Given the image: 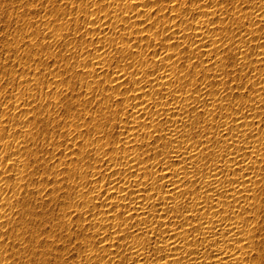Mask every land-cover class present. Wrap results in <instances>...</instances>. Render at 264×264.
<instances>
[{"label":"bare ground","instance_id":"obj_1","mask_svg":"<svg viewBox=\"0 0 264 264\" xmlns=\"http://www.w3.org/2000/svg\"><path fill=\"white\" fill-rule=\"evenodd\" d=\"M53 5L0 92V264H264V0Z\"/></svg>","mask_w":264,"mask_h":264},{"label":"rangeland","instance_id":"obj_2","mask_svg":"<svg viewBox=\"0 0 264 264\" xmlns=\"http://www.w3.org/2000/svg\"><path fill=\"white\" fill-rule=\"evenodd\" d=\"M22 1V2H21ZM63 1V2H62ZM77 1V0H76ZM25 2H26V4H25ZM30 2L32 3V4H30ZM44 1H42V0H0V61L2 62H0V80H1V82H0V92H2L3 94H4V92L5 91H7V94H11V92H16V89L14 88L13 89V87L11 86L12 85V81L10 82V84H9V81H10V78L13 76V72H14V70H16V71H18L19 72V70H18V63H16V62H14L16 59H15V57H14V59H12L13 58V53H12V51L10 50V44H12V42H13V44L11 45L12 47L16 44V38H18V39H26V38H24V37H26L27 36V34H26V31L28 32V30H26V28H25V26H22V18L21 17H23V19H28V17L30 18H32V19H30V21L32 20L33 21V16L35 15V13H36V15L38 16V14H40V15H44V14H47V12H44L45 10H47V7L48 8H51L52 7V5L54 4V3H56V4H54L53 6L54 7H57L56 5H59V4H61V3H63L64 4V0H50L49 2H48V4H46L45 2V4L43 3ZM22 3V4H21ZM38 3V4H37ZM49 4H51V5H49ZM26 5V6H25ZM34 5V6H33ZM37 5V6H36ZM39 5V6H38ZM49 5V6H48ZM15 6V7H14ZM25 6V7H24ZM28 6H31V7H29L30 8V10H29V8H28ZM36 6V7H35ZM45 6H47L46 8H45V10L43 9ZM18 7V8H17ZM24 7V8H23ZM21 8V9H20ZM32 8V9H31ZM35 8V9H34ZM40 8V9H39ZM28 9V10H27ZM17 10H18V13H17ZM21 10V11H20ZM37 10V11H36ZM31 11H33L32 13H31ZM35 11V12H34ZM23 12V13H22ZM26 12H27V14H26ZM29 12V13H28ZM9 14H11V15H9ZM33 14V15H32ZM20 15V16H19ZM35 17V16H34ZM13 18V19H12ZM16 18H18L19 20H16ZM20 20H21V22H20ZM20 23H21V26H20ZM19 24V25H18ZM17 25V26H16ZM20 26V28H17V27H19ZM14 27V28H13ZM21 28H22V30H21ZM23 28L26 30H24L23 31ZM18 29H20V31L18 30ZM17 31V32H16ZM21 31H23V32H21ZM13 32H14V34H13ZM19 32V33H18ZM26 34V35H25ZM13 35V36H12ZM17 35V36H16ZM21 35V37H19ZM14 37H16L15 39H14ZM8 38H9V40H8ZM15 42V43H14ZM5 43V44H4ZM7 44H8V46H9V50H8V46H7ZM7 46V48H5ZM8 51H11V54H9L10 52H7V50ZM6 50V51H5ZM35 53V52H34ZM34 53L32 52V55H34ZM11 57H10V56ZM14 56H15V54H14ZM7 58V59H6ZM9 58H11L12 60H13V62H11L12 60L10 59L9 60ZM5 60V61H4ZM6 60H9V61H6ZM4 61V62H3ZM17 61V60H16ZM3 63H5V64H3ZM7 63V64H6ZM9 63V64H8ZM12 63H13V65H12ZM14 63H16V64H14ZM2 64V65H1ZM5 65V66H4ZM2 66V67H1ZM3 66H4V68H3ZM8 66H9V68H8ZM13 67V68H12ZM50 67L51 66H48V68L50 69ZM13 70H12V69ZM3 70V71H2ZM10 70L12 71V75H11V72H10ZM10 72V74L9 75H11V77L10 76H7L8 75V73ZM17 72V73H18ZM5 73V74H4ZM3 77V78H2ZM6 79H5V78ZM9 77V79H7ZM2 78V79H1ZM4 81V82H3ZM4 84V85H3ZM3 85V86H2ZM9 85V86H8ZM12 88H11V87ZM3 87V88H2ZM7 87V88H6ZM10 87V88H9ZM3 89V90H2ZM4 89H6V90H4ZM2 90V91H1ZM13 90V91H12ZM46 90V89H45ZM6 93V92H5ZM3 94H1L0 93V115L3 113V112H1V111H3L4 109V105H3V103H4V101H6L7 100V98H6V100L5 99H3L4 97H3ZM3 102V103H2ZM96 105H94V107H95ZM94 107H92L91 108V111L94 109ZM62 111H63V109H62ZM61 111V112H62ZM63 113V112H62ZM57 239V238H56ZM55 243H56V240L54 241ZM80 240H77V244L80 246ZM66 257V255L64 256V258ZM66 264H69V263H66Z\"/></svg>","mask_w":264,"mask_h":264},{"label":"snow or ice","instance_id":"obj_3","mask_svg":"<svg viewBox=\"0 0 264 264\" xmlns=\"http://www.w3.org/2000/svg\"><path fill=\"white\" fill-rule=\"evenodd\" d=\"M154 14V13H153Z\"/></svg>","mask_w":264,"mask_h":264}]
</instances>
